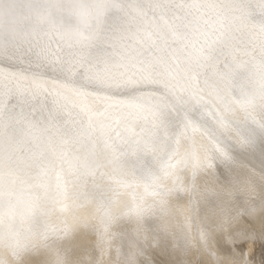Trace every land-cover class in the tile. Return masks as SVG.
<instances>
[{"label":"bare ground","instance_id":"obj_1","mask_svg":"<svg viewBox=\"0 0 264 264\" xmlns=\"http://www.w3.org/2000/svg\"><path fill=\"white\" fill-rule=\"evenodd\" d=\"M117 1L0 0V264L264 259L261 0Z\"/></svg>","mask_w":264,"mask_h":264},{"label":"rangeland","instance_id":"obj_2","mask_svg":"<svg viewBox=\"0 0 264 264\" xmlns=\"http://www.w3.org/2000/svg\"><path fill=\"white\" fill-rule=\"evenodd\" d=\"M110 1V2H109ZM118 1H120V0H118ZM117 1V2H118ZM115 3L116 2V0L114 1V0H104V3L102 4L103 5V9H102V7H100L99 8V11L98 12H93V16L94 17H97V16H101L102 17V15L104 14V12L106 13L107 11H109V10H107V7H109V6H111V5H109L108 3H110V4H112V3ZM39 8L37 9V10H39V11H41L40 10V6H38ZM107 10V11H106ZM38 11V12H39ZM43 12H45V11H43ZM100 12V13H99ZM15 13V15L14 16H17V12H14ZM103 13V14H102ZM153 14V12L152 13H150V12H147V14H146V16H147V18H150L151 17V15ZM40 17L41 18H44V16L42 15V14H40ZM106 22H107V19L105 18V16H103V22L101 23L102 24V28L104 27V25H106ZM14 23V22H13ZM144 23H146V22H144ZM32 25V24H31ZM14 26H16V25H14ZM35 26V27H34ZM37 28V26L36 25H32V29H34V30H32L31 29V35H29V34H26V35H24L20 30H18V29H13V30H10V31H4L5 32V34H7V33H9V37L10 36H13V37H10V39L9 40H12L14 43H18L19 45H24V47H34V49H35V47H37V46H44L45 44H47V43H49V39L51 38L50 36H51V31H52V29H48L49 31H47V33L45 34V35H43L42 34V37H39V36H34V34L36 33V31H38V29H36ZM131 32V33H130ZM129 34L130 36H128L129 38H128V40L130 39V40H132V41H134V43L136 42V41H138L139 39L140 40H143V39H141V37L139 36V34L138 33H136V37L137 38H139V39H137L135 36H133V35H135V33H134V28H132L131 30H129V33L127 32V31H123V33H122V36L124 37V36H126L125 34ZM29 35V37H27ZM8 36V35H7ZM32 36V37H31ZM44 36H46L45 37V39H44V41H43V38H44ZM15 37V38H14ZM30 37L31 38H33L34 40L32 41L31 39H30ZM36 37V38H35ZM130 37H132V39L130 38ZM18 39V40H17ZM124 39H125V37H124ZM126 39H127V37H126ZM135 39H136V41H135ZM35 40L37 41V42H35ZM140 40L138 41V43L140 42ZM24 41V42H23ZM33 43V44H32ZM38 43V44H37ZM177 43V42H176ZM17 44V45H18ZM172 55V54H171ZM176 57V56H175ZM19 64H21V63H19ZM26 64H28V63H26ZM27 66V65H26ZM192 67H190L189 66V69H191ZM36 69V68H35ZM254 73H255V75H257V76H261L263 73H264V71H262V72H259L258 70H254ZM41 75V74H40ZM219 79H216V81H217V83H219V81H218ZM217 86L216 87H214L215 89L216 88H219L218 86V84H216ZM213 88V90H214V92L216 91L215 89ZM175 99H176V97H175ZM179 98H177V100H178ZM157 111V110H156ZM166 111V110H165ZM164 114H166V113H164ZM156 115V114H155ZM9 126V125H8ZM13 127V126H12ZM153 127V126H152ZM152 127H149V128H152ZM7 128V127H6ZM7 131H8V129H6ZM4 131V132H6L5 134H8V133H12L11 131L10 132H7V131ZM16 130V129H15ZM9 151V150H8ZM17 152V151H16ZM22 154V153H21ZM13 156L14 155H11V157L13 158ZM5 157V156H4ZM53 161V160H52ZM50 162V168H51V165L52 164H54L53 162ZM55 161H57L56 159H55ZM22 163H23V161H22ZM21 163V164H22ZM26 169V168H25ZM25 169H24V167L22 168V170H19L20 172H18V174H15L16 176L15 177H17V178H15L16 180H19L18 179V177L20 178H22L24 175V173H26V171H25ZM43 186L44 187H41L39 190H38V192L35 194V200H34V202L28 207V208H30V210H29V212L30 213H28V221H31L32 219H33V214L37 211L36 210V207L43 201V194H42V192H44L45 193V189H46V185H44L43 184ZM41 196V197H40ZM37 202V203H36ZM36 203V204H35ZM33 205V206H32ZM32 206V207H31ZM35 206V207H34ZM32 208V209H31ZM17 218H20V217H17ZM16 218V220H15V222L10 226L11 228H10V232L11 231H15L16 230V228L18 229L22 224L20 223L21 221H19L18 219ZM159 251V250H158ZM234 258H235V256H233ZM233 260H235V259H233ZM264 259L263 258H259V260H258V258H257V260H256V258L254 259V260H252V264H255L256 262L255 261H258V263H256V264H264L263 261ZM254 261V262H253ZM140 264V263H139ZM240 264H242V263H240Z\"/></svg>","mask_w":264,"mask_h":264},{"label":"snow or ice","instance_id":"obj_3","mask_svg":"<svg viewBox=\"0 0 264 264\" xmlns=\"http://www.w3.org/2000/svg\"><path fill=\"white\" fill-rule=\"evenodd\" d=\"M100 7H103V5H99ZM113 7L115 6V5H112ZM261 7L262 8H264V0H261Z\"/></svg>","mask_w":264,"mask_h":264}]
</instances>
